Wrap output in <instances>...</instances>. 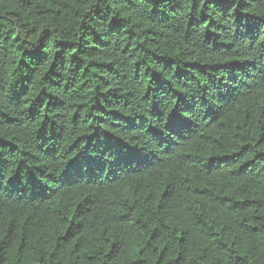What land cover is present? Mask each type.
Segmentation results:
<instances>
[{
    "label": "trees",
    "instance_id": "16d2710c",
    "mask_svg": "<svg viewBox=\"0 0 264 264\" xmlns=\"http://www.w3.org/2000/svg\"><path fill=\"white\" fill-rule=\"evenodd\" d=\"M0 264H264V0H0Z\"/></svg>",
    "mask_w": 264,
    "mask_h": 264
}]
</instances>
